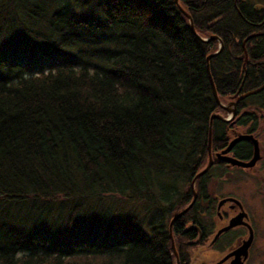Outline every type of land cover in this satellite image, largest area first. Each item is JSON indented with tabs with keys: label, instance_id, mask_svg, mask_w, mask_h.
<instances>
[{
	"label": "trees",
	"instance_id": "trees-1",
	"mask_svg": "<svg viewBox=\"0 0 264 264\" xmlns=\"http://www.w3.org/2000/svg\"><path fill=\"white\" fill-rule=\"evenodd\" d=\"M178 5L194 32L174 0H0V264H175L170 214L191 199L210 117L225 113L211 80L223 103L263 87L232 123L212 121L214 162L232 130L264 127V8ZM232 152L248 161L253 146ZM226 172L215 163L196 180L194 207ZM113 196L144 202L148 231L136 215L66 239L46 229L56 209L71 229Z\"/></svg>",
	"mask_w": 264,
	"mask_h": 264
},
{
	"label": "flooded vegetation",
	"instance_id": "flooded-vegetation-1",
	"mask_svg": "<svg viewBox=\"0 0 264 264\" xmlns=\"http://www.w3.org/2000/svg\"><path fill=\"white\" fill-rule=\"evenodd\" d=\"M240 134L247 133L236 129L232 130L230 135L234 139ZM228 155L235 157L232 150ZM215 163L221 164L227 169L226 174L233 172L245 174V170H247L218 160L214 162L212 159V165ZM192 200L193 195L182 209L176 208L171 212L172 216L167 227L168 233L172 218L187 208ZM196 202L197 194L192 205L177 217L171 227L170 241H173L178 264H234L235 262L264 264V248L261 244L259 245V241L262 240V237L264 238L262 213L249 212L250 210L244 206L242 200L232 194L212 196L210 186L208 187V197H201L198 205L194 207ZM242 211L247 214V217L238 223L235 219ZM177 221L180 222L176 228L174 225ZM232 222L235 226L229 228ZM173 235L177 245L173 240ZM249 237H252V241L244 258L245 251L241 253L239 251Z\"/></svg>",
	"mask_w": 264,
	"mask_h": 264
},
{
	"label": "rangeland",
	"instance_id": "rangeland-1",
	"mask_svg": "<svg viewBox=\"0 0 264 264\" xmlns=\"http://www.w3.org/2000/svg\"><path fill=\"white\" fill-rule=\"evenodd\" d=\"M86 0H80V2ZM99 1V0H97ZM260 7L264 8V0H253ZM68 2V0H65ZM32 71V70H31ZM33 72V71H32ZM47 72V70H46ZM27 74V73H25ZM255 102V99H248L247 104ZM226 113V114H225ZM221 114L224 118L228 119L227 122H233V118H229V114L225 112ZM231 117V116H230ZM242 132V129H239ZM259 140V148L261 159L257 161V164L245 170V174L237 172L229 173L223 176L222 180L218 182L212 180L210 183V191L212 196H220L222 194H232L242 200L244 206L253 213H262L264 217V127L261 132L255 135ZM146 204L144 202L130 201L126 197H106L96 199L94 202L84 205L80 210L77 218L71 229H68L65 220L56 221L55 218L58 216V210L55 211V215L50 219L46 225V229L50 231L59 239H66L73 237L76 230L83 228L90 222H95L97 225L107 227L110 221L113 222L115 227H122L128 224L129 218L132 215L138 217V223L144 231L147 230L149 217L147 220H142L145 217L144 210ZM133 217V216H132ZM153 217V215H152ZM147 218V216L145 217ZM142 223H140V221ZM264 248V238L259 241V245Z\"/></svg>",
	"mask_w": 264,
	"mask_h": 264
},
{
	"label": "water",
	"instance_id": "water-1",
	"mask_svg": "<svg viewBox=\"0 0 264 264\" xmlns=\"http://www.w3.org/2000/svg\"><path fill=\"white\" fill-rule=\"evenodd\" d=\"M174 3L179 7V10L186 16V18L188 19V22H189V27H190V30L192 32H194V27H193V23H192V19L190 17V15L185 11L183 10L179 5H178V0H174ZM202 39V38H201ZM211 39H216V37H212ZM203 41H207L208 39H202ZM222 43L219 42V47H218V50L209 55L207 57V61L217 55L221 49H222ZM207 69H208V65H207ZM210 80H211V77H210ZM211 86H212V90H213V97L216 101V103L218 104V106L224 110L225 112H227L229 114V118H233L236 113H237V110H236V105L237 103L242 100L243 98H246L248 96H251V95H254L256 94L257 92H259L262 88H259V89H256V90H253L251 92H247V93H244L240 96H238L237 94L230 97V100L226 103H223L219 100L218 96H217V93H216V90H215V87L213 85V82L211 80ZM231 116V117H230ZM214 119H218V120H221V121H224V122H227L229 121L228 119L224 118L223 116H221L220 114H214L210 117V120H209V130H208V146H207V150H208V162H207V165L205 166V168L203 170H201L200 172H198L194 178L192 179L191 181V191H192V195H193V200L192 202L187 206V208H185L182 212H180L177 216H175L174 218H172V220L170 221L169 223V233L171 232V227H172V224L174 223V221L177 219L178 216L182 215L191 205L192 203L194 202L195 198H196V192H195V182L196 180L203 176L208 170L209 168L211 167L212 165V159H213V156L211 154V129H212V121ZM245 140H248L251 142L252 146H253V153H252V157L248 160V161H243V160H239L235 157H232V156H229L228 154L231 152L232 148L239 142L241 141H245ZM215 158L218 160V161H222V162H225L226 164L228 165H231V166H237V167H242L243 169H249V168H252L256 165L257 161H259L261 159V155H260V148H259V141L251 134H240L238 135L237 137H235L234 139H232L228 146L221 151V153H217L215 154ZM226 200V199H225ZM247 217V214L242 211V213H240L238 215V217L235 219V221L237 220L238 223L239 221H241V219L243 218H246ZM234 221V220H233ZM234 223L232 222L229 226L230 227H234ZM170 237H171V233H170ZM252 241V237H249L248 240L243 244V246L241 247V250L239 251V253H241L242 251H245L243 253L244 255V258L246 257V251L250 245ZM171 244H172V249H173V253H174V256H175V264H178V259H177V253H176V250H175V247H174V244H173V241L171 240ZM234 264H243V263H237L235 262Z\"/></svg>",
	"mask_w": 264,
	"mask_h": 264
}]
</instances>
